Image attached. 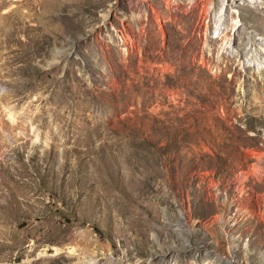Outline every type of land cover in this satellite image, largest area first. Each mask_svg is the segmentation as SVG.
Returning a JSON list of instances; mask_svg holds the SVG:
<instances>
[{
	"label": "rangeland",
	"instance_id": "1",
	"mask_svg": "<svg viewBox=\"0 0 264 264\" xmlns=\"http://www.w3.org/2000/svg\"><path fill=\"white\" fill-rule=\"evenodd\" d=\"M234 1L0 0V264H264V0Z\"/></svg>",
	"mask_w": 264,
	"mask_h": 264
},
{
	"label": "bare ground",
	"instance_id": "2",
	"mask_svg": "<svg viewBox=\"0 0 264 264\" xmlns=\"http://www.w3.org/2000/svg\"><path fill=\"white\" fill-rule=\"evenodd\" d=\"M197 2V1H196ZM234 2H238V0H235ZM262 52L264 53V45L261 46ZM264 55V54H263ZM203 61V60H202ZM205 61V60H204ZM205 63V62H204ZM206 64V63H205Z\"/></svg>",
	"mask_w": 264,
	"mask_h": 264
}]
</instances>
